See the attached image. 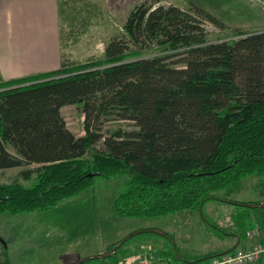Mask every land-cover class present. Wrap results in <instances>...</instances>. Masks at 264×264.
Wrapping results in <instances>:
<instances>
[{"label": "trees", "instance_id": "16d2710c", "mask_svg": "<svg viewBox=\"0 0 264 264\" xmlns=\"http://www.w3.org/2000/svg\"><path fill=\"white\" fill-rule=\"evenodd\" d=\"M176 1L137 4L102 58L63 59L56 70L0 83V170L22 167L10 181L0 177V214L47 209L98 177L128 174L117 215L152 218L231 200L218 192L264 175V29L231 28L192 0ZM209 25L228 37L211 40ZM68 104L80 105L84 135L68 127ZM103 119L137 128L104 135ZM236 208L243 231L264 228V208ZM149 233L167 243L151 257L181 261L167 237ZM135 236L81 264H120Z\"/></svg>", "mask_w": 264, "mask_h": 264}, {"label": "rangeland", "instance_id": "374dc122", "mask_svg": "<svg viewBox=\"0 0 264 264\" xmlns=\"http://www.w3.org/2000/svg\"><path fill=\"white\" fill-rule=\"evenodd\" d=\"M142 1L72 0L69 6H65L62 15L63 59L81 63L102 58L106 43L112 36L124 31L123 25L129 12ZM161 3L179 5L176 0H161ZM208 29L211 40L228 37L229 34L213 25H209ZM62 114L68 127L76 135L85 134L80 105H65ZM102 122L104 135H108L115 128H137L133 122L127 120L103 119ZM102 146L103 140L96 144L97 148ZM9 150L12 148L9 147ZM18 170L20 168L0 171V177L10 181L17 175ZM128 181V174L109 179L98 177L91 187L53 207L18 214H0V235L8 243L2 242V245L14 249L20 244L15 250L13 264H61L63 259L75 254L96 255L99 251L107 252L110 246H116L129 234L142 229H157L172 235L181 254L190 261L186 263L193 262L192 258L197 253L194 251L217 242L214 237L201 235V229L208 226L204 212L201 214L200 211L183 210L152 218L118 216L115 199L128 187ZM35 182L36 178H32L24 184L31 186ZM236 188L222 190L218 194L230 195L231 200L237 199L242 203L259 201L264 191V175H247ZM210 204L221 206L217 215L211 213V219L218 224H223L225 220L220 214L221 209L239 205L218 201H211ZM165 240L149 232L136 235L125 245L120 264L133 262L143 254L150 256L151 251L158 252L167 245Z\"/></svg>", "mask_w": 264, "mask_h": 264}, {"label": "crops", "instance_id": "0c3cea01", "mask_svg": "<svg viewBox=\"0 0 264 264\" xmlns=\"http://www.w3.org/2000/svg\"><path fill=\"white\" fill-rule=\"evenodd\" d=\"M71 1L0 0V81L49 72L61 67L64 51L61 42L62 15L63 9H65V6H69ZM192 1L231 28L248 30L264 29V17L262 13L246 0ZM10 151L15 153L13 149ZM15 168L22 169V167H12L4 170L1 169L0 171ZM2 181L5 180L2 179ZM25 182L26 180L23 183ZM263 200L264 191L260 195V200L254 201L263 203ZM211 201L225 203L228 201L214 199L205 202L203 205L204 216L208 218V226L201 229V235H207L209 238L214 237L217 242L194 251L197 253L192 258L193 260L199 255L212 254L211 256H213L222 254L221 252L233 248L234 245H237L235 249H249L257 245H264V228L256 225L250 229L247 227L243 231L237 222L242 211L236 208L235 204L234 207L221 209L220 214L225 219L223 224H218L215 220L211 219V213L217 215L219 207H221L220 205H211ZM254 201L253 203H255ZM197 211L199 212V210ZM252 215L255 219L261 216L258 210H254ZM215 225L222 232L215 229ZM248 232H251V235H248ZM2 242L7 243L2 235H0V264H13L15 250H17L20 244L15 246L14 249H9V246L5 245L4 247ZM84 257L87 256L85 254H75L73 257L68 256V258L62 260L61 264H76ZM249 264H264V255Z\"/></svg>", "mask_w": 264, "mask_h": 264}, {"label": "built area", "instance_id": "2783aa9c", "mask_svg": "<svg viewBox=\"0 0 264 264\" xmlns=\"http://www.w3.org/2000/svg\"><path fill=\"white\" fill-rule=\"evenodd\" d=\"M261 4L264 8V1ZM247 234L251 235V232ZM262 255H264V245H257L249 249L237 248L231 252L213 255L199 262L192 263L157 259L143 254L133 261L132 264H249L258 260Z\"/></svg>", "mask_w": 264, "mask_h": 264}, {"label": "water", "instance_id": "95a60500", "mask_svg": "<svg viewBox=\"0 0 264 264\" xmlns=\"http://www.w3.org/2000/svg\"><path fill=\"white\" fill-rule=\"evenodd\" d=\"M221 200H225V201H228L230 203H233V204H239L240 206H245V207H250V208H253V207H260V208H264V202L263 203H259V204H254V203H242V202H238V201H234V200H227V199H221ZM203 204H204V201H202V204L200 205V208H199V211L201 214H203ZM143 232H151V233H157L161 236H164V237H167L174 245V249H175V252H176V255H177V258L181 261H185V262H190L188 260H186V258H184L182 255L179 254L177 248H176V245H175V242H174V239L172 236H170L168 233L166 232H163L161 230H157V229H148V230H145V229H142V230H138V231H135L131 234H129L127 237H125L124 239H122L117 247H121L128 239H130L132 236L134 235H137L138 233H143ZM237 245H234L233 248L229 249V250H226L224 252H221V253H228L230 251H232L233 249H235ZM116 250V248H113L112 250L108 251V252H103V253H99V254H96V255H92V256H87V257H84L82 258L81 260H79L76 264H81V263H84L85 261L87 260H90L91 258H97V257H106V256H109L112 252H114Z\"/></svg>", "mask_w": 264, "mask_h": 264}, {"label": "bare ground", "instance_id": "6f19581e", "mask_svg": "<svg viewBox=\"0 0 264 264\" xmlns=\"http://www.w3.org/2000/svg\"><path fill=\"white\" fill-rule=\"evenodd\" d=\"M249 4L253 5L255 8H257L262 14H264V8L262 7L261 2L264 0H246Z\"/></svg>", "mask_w": 264, "mask_h": 264}]
</instances>
